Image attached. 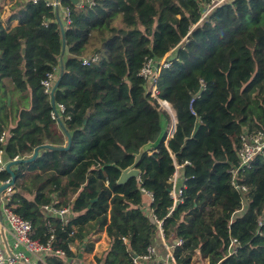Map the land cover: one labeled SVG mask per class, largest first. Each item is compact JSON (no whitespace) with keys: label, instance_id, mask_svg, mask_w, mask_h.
I'll list each match as a JSON object with an SVG mask.
<instances>
[{"label":"trees","instance_id":"1","mask_svg":"<svg viewBox=\"0 0 264 264\" xmlns=\"http://www.w3.org/2000/svg\"><path fill=\"white\" fill-rule=\"evenodd\" d=\"M59 1L18 0L6 17L0 5V137L8 132L0 150L13 160L42 146L13 166L8 204L51 248L35 263L85 264L80 250L92 251L105 231L110 245L97 263L138 264L162 229L169 243L181 241L177 264H264V152L233 172L242 137L264 130V0H224L205 16L213 0ZM63 38L54 96L71 145L58 150L45 145L68 138L43 81L56 70L59 77ZM148 58L170 62L158 90L176 128L143 155L140 177L119 184L121 169L169 118L140 75ZM176 165L183 202L172 209ZM54 200L71 207L66 222L43 209Z\"/></svg>","mask_w":264,"mask_h":264},{"label":"built area","instance_id":"2","mask_svg":"<svg viewBox=\"0 0 264 264\" xmlns=\"http://www.w3.org/2000/svg\"><path fill=\"white\" fill-rule=\"evenodd\" d=\"M87 1L93 3V0H87ZM222 1L224 0H213L211 4H208L206 11L204 12V16L209 13L211 8L215 4L220 3ZM78 3L79 6H81L83 4V0L79 1ZM48 4H53L58 6L60 4V1L48 0ZM63 15L66 22L69 23L70 10L68 7L64 8ZM98 58H99L98 55L86 57L83 59V64H90L91 62L96 61ZM169 64L170 62L166 58L161 59L159 62L155 61L153 58H148L146 59L140 70V75L147 80V91L157 100H161V98L159 97V90H158V80L160 76V71L162 66H168ZM57 73H58L57 70L56 72L48 73L46 79L43 81L45 92L50 95L52 92L53 85L57 78ZM56 108L59 116H61V113L65 109L64 105L58 104L56 105ZM53 116L57 118L54 110H53ZM174 124L176 125V121ZM174 124L167 129L168 137H171L174 132L173 131ZM7 135L8 132H3V134L0 137L1 142H4L6 140ZM242 139H243L242 145L239 149L240 164L236 168V170H233L234 173H236L239 168L250 167L255 156L258 155L259 153L264 152V130L246 134L242 137ZM16 159H19V157L17 156L13 160ZM8 161L9 159H6L4 156V151L0 150V174L6 171V166ZM176 167L177 170L174 173L173 177L170 179L173 185L171 194L174 199V205L172 209H174L178 203L183 202L182 189L184 185L182 186L178 185V180L180 177L179 169L181 168V165H176ZM10 181L11 178L5 180L0 178V185L9 183ZM236 186L238 185L236 184ZM242 189L246 190V187L243 186ZM13 191H14V185H9L0 193V208H1L2 217L4 219V225L8 226L9 231L12 234L13 243H14V246L9 245L14 256L10 255L7 249L4 250L0 243V264H16L18 260H22V261L27 260L25 254L21 251L22 247L25 250H29L33 253H42L51 250L49 244L47 246H43L31 238L32 223L28 220H25L23 217L15 213L9 207L8 204ZM148 194L150 195L152 200V195L150 193ZM57 202L58 200H54L51 204L44 205L43 209L49 213H53L59 216L62 220L66 222L69 218V214L72 212V209L70 206H64V207L55 206ZM158 224L161 227L162 223L160 221H158ZM4 225H1L0 222V240H1L2 227L4 230ZM160 233L164 238L162 229ZM236 242H237L236 239H232L230 244V252L233 250V245ZM180 243L181 241L177 239V242L173 241V244L168 242V244L166 245V248L168 250L167 256L170 262L169 261L164 262L159 259V253L155 245H150L148 247L147 253L139 258L136 257L135 262L138 264H144V262L146 261L148 262L146 264H177L174 257V247L175 245H178ZM57 253L62 254L63 252L57 251Z\"/></svg>","mask_w":264,"mask_h":264},{"label":"water","instance_id":"3","mask_svg":"<svg viewBox=\"0 0 264 264\" xmlns=\"http://www.w3.org/2000/svg\"><path fill=\"white\" fill-rule=\"evenodd\" d=\"M74 2H79L80 0H73ZM58 9V7H57ZM61 28H62V31H64V26L61 24ZM25 44H23V53H25ZM65 50H66V43H65V38H63V49H62V54H61V64H60V73H59V77L57 78V80L55 81L54 85H53V88H52V92H51V103H52V107H53V110L55 111V114L57 116V121L60 125V127L64 130V132L66 133L67 135V138H68V141H67V144L64 145V146H54V145H50V144H47L45 146L49 147V148H52V149H58V150H62V149H67L70 147L71 145V136H70V133L68 132V130L66 129L65 127V124L63 123L61 117L59 116L58 114V111H57V108H56V101H55V96H54V93H55V90L56 88L58 87V84H59V81L62 77V74H63V70H64V61H63V55L65 53ZM10 95L8 96V101L10 102ZM168 126V120L166 122H164V129L162 131V133L160 134V136L158 137V139L154 142H148L144 145L141 146V148L139 149V152L135 154V159H134V162L124 168V169H121V174H120V177L118 179V183L119 184H122V183H126L129 179L133 178V177H140V174H141V171L140 169L138 168V163L140 162L141 158L143 157V155L149 151H151V149L153 148H156L161 140L163 139V137L165 136V134H167V128ZM176 128V125L174 124V127H173V131L175 130ZM170 137L167 136V140L169 139ZM42 146H37L34 150V153L31 157L29 158H19V159H16V160H9L8 163H7V166H6V170L8 172H10L11 174V181L9 183H6V184H2L0 185V193L9 185H14L15 183V179H16V174L13 170V166L16 165V164H19V163H22V162H30V161H33L36 156L38 155L39 153V150L41 149ZM151 219L153 221H155V218L151 217ZM0 222L2 225H4V219L2 217V214H1V208H0ZM2 233L3 235H5V232L4 230L2 229ZM6 236V235H5ZM174 242H177V239H174L173 240ZM7 247V251L9 252L10 255L14 256L13 252L11 251L9 245L6 246ZM136 257V255H135ZM18 261H22V260H18ZM25 262L27 264H30L27 260H25Z\"/></svg>","mask_w":264,"mask_h":264},{"label":"crops","instance_id":"4","mask_svg":"<svg viewBox=\"0 0 264 264\" xmlns=\"http://www.w3.org/2000/svg\"><path fill=\"white\" fill-rule=\"evenodd\" d=\"M16 1H18V0H0V5L3 7L5 17L10 14L9 9L11 8V5H13ZM61 11H62V9H61ZM16 24H17V20L13 21L11 25L14 26ZM166 102H168V101H166ZM173 111H175L174 108H173ZM175 121H177V119ZM179 173H180V171H179ZM181 184L182 183H181V180L179 177L178 185H181ZM146 200L148 201V203H150V201H151V197L148 193H146ZM2 229H3V227H2ZM4 230H5L6 236L3 235V233H1L0 243H1L2 248L5 250V249H7V247H6L7 245H13L14 246V243H13L12 234L10 233L7 225H4ZM93 239L95 241H94V247H93L92 251L87 252L84 250H80V258L82 261L85 262V264H98L96 261V258H95L96 255L100 256L103 253H105L107 251V249L109 248V245H110L109 237L107 236L105 231L101 232L96 237L94 236ZM167 244H168V241L162 237L161 233H159L158 240L154 243V245L156 246V248L158 250L159 259L164 261V262L165 261L170 262V260L167 256V253H168V250L166 248ZM72 248H73V250H78L77 245H74ZM21 251L25 254L27 261L30 264H36L35 262H37L39 260H43V254L42 253H33L29 250H25L23 247L21 248ZM146 263H148V262L147 261L144 262V264H146ZM16 264H27V263L25 261H18Z\"/></svg>","mask_w":264,"mask_h":264},{"label":"rangeland","instance_id":"5","mask_svg":"<svg viewBox=\"0 0 264 264\" xmlns=\"http://www.w3.org/2000/svg\"><path fill=\"white\" fill-rule=\"evenodd\" d=\"M164 100H158L160 108L164 109L165 111L168 112L169 114V118H168V126L167 128H169L170 126H172L175 123L176 120V115H175V111H173V107L171 106L170 103L164 101ZM166 102V103H165ZM168 103V104H167ZM167 130V129H166ZM200 264V263H199Z\"/></svg>","mask_w":264,"mask_h":264}]
</instances>
